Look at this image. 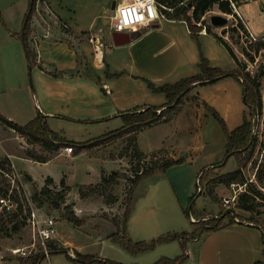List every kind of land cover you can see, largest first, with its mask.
<instances>
[{
	"label": "rangeland",
	"instance_id": "374dc122",
	"mask_svg": "<svg viewBox=\"0 0 264 264\" xmlns=\"http://www.w3.org/2000/svg\"><path fill=\"white\" fill-rule=\"evenodd\" d=\"M119 1L117 0V2ZM113 2V0H106L104 8L97 13L98 20L95 25L91 26L90 30L84 31L85 38L99 53L101 51L98 50V46L104 50L106 31L111 29L114 14ZM239 6L253 31L258 35L264 34V0H241L240 4L232 5L233 13L220 10L216 4L213 9L202 16L199 24L209 26L213 31L223 35L231 43L246 70L252 74L263 73L260 79L264 93V48L256 50L254 46L256 40L252 38L249 26L240 16ZM56 11L58 10L54 9L48 0H38L34 13H47L54 17V21H57L56 23L61 25L64 31L73 32L72 27L67 26L61 17L58 18L54 15ZM190 13H192V9ZM213 14L228 16L229 22L224 25H214L211 22ZM239 19L243 20L245 30L241 29L243 33L239 31L238 34L233 31V24H238ZM202 20H205V24L202 23ZM258 39L264 40V36L258 37ZM203 40L205 53L202 50L201 40V46L197 39L195 45L198 52L202 51L213 66L224 64L228 69L236 66V61L233 63L231 59L229 62L226 58L224 60L220 48L213 40V35L205 36ZM244 50L250 54H245ZM197 69L196 72L200 70ZM31 71L29 67L28 79L30 85L34 86V77L36 76L32 75ZM196 88H193L177 104L176 110L171 111L166 120L155 124L168 123L156 128L147 127L137 134V136L139 135V147L147 154V157L139 159L134 155V143L130 138L132 135L126 134L109 139L102 144L92 145L86 150L89 155L86 153L69 156L63 154L48 163L34 162L14 156L17 169L13 162L7 168H0V199H10H7V203L0 202V264H20L19 258L23 256L15 250L22 247L31 249L32 242H35V240L33 241V231L26 221L30 204L36 207L39 213L49 214L57 220L58 233L54 240V250L57 252H53L50 257L43 259L40 264H99L98 262L86 263L73 260L67 253L73 257H79L80 254H91L97 258L136 264H154L161 258L177 259L180 257L183 249L179 240L160 242L154 249L133 254L112 240L109 235L117 231L115 220L119 222L120 228H123L124 215L129 202L128 194L136 170L162 163L171 157H186L188 155V161L185 164H174V167H170L166 173H154L147 176L133 188V212L127 223L126 231L133 241L150 242L169 232L191 231L200 227L206 219L195 218L198 211L204 210L215 214L220 208L219 206H221L220 212L225 207V198H219L223 192L219 189V191L216 190V187L215 194L217 197L219 196V202L213 196L205 193V189L204 193L197 196L195 200H192V196L201 191L197 178L202 170L217 165L226 153L227 137L220 121L214 116L213 109L220 112L229 130L240 125L244 112L248 109L244 102L243 86L237 78L232 76L222 82L217 81ZM263 114L264 106L253 119L255 123L253 134L257 140L256 148L252 160L243 168V171L250 181H254L264 193V187L256 177L258 166L264 162ZM249 116L252 118V115ZM119 127L115 124L111 126L86 124L84 121L75 120L63 125L59 123L58 126L51 128L58 130L69 139L88 141ZM59 128H64V130ZM1 129H3L2 126H0V159L5 155L3 146L16 154L25 155L26 148L32 147L43 154L47 153L39 143L29 144L26 138L20 134L17 135V132H11V130L4 132ZM162 138L167 141L161 145L162 147L156 148L155 146L158 145V142L161 143ZM184 143L187 146L188 144L192 146L189 152H179L186 146L183 145ZM60 152L67 151L62 148ZM71 153L74 154L75 150ZM90 156L97 157L100 161L91 159ZM237 168V159L232 156L223 171H232ZM13 172H19L20 176L13 177ZM64 173L68 174L73 186L64 189L62 184H52L51 197L47 196L46 200L41 199L40 193L43 184L40 185V183L43 176L48 174L62 176ZM102 174L107 177L105 182H100ZM28 175L35 178L36 181H31ZM114 181L116 183H113ZM80 186H83V189H79ZM232 186L237 190L242 189L241 192L248 187L246 184L237 183ZM221 187L223 190L233 193V190L228 188L229 186L222 184ZM80 190L85 191L86 195L82 196ZM5 191L6 193H4ZM236 198L230 202V205L233 212L238 213L239 218L244 220L251 213L239 210L236 207ZM257 199L259 202L264 201L262 196ZM56 200L60 204L58 207L53 206ZM69 211H73L85 223L78 226L69 221L67 218ZM14 212L16 215H9ZM220 212L215 215L219 216ZM223 213L219 216L220 219L228 214L223 215ZM11 218L13 219L11 220ZM227 221H229V216L224 218L223 223ZM207 236L208 233H205L199 239L188 241L189 257L181 264H200L198 252L201 243L206 240Z\"/></svg>",
	"mask_w": 264,
	"mask_h": 264
},
{
	"label": "crops",
	"instance_id": "0c3cea01",
	"mask_svg": "<svg viewBox=\"0 0 264 264\" xmlns=\"http://www.w3.org/2000/svg\"><path fill=\"white\" fill-rule=\"evenodd\" d=\"M48 1L58 10L54 15L61 17L67 26L72 27L73 32L64 31L61 25L54 21V17L47 13L33 14L28 41L36 56V62L31 67V73L36 77L34 86H31L28 79L30 60L27 47L24 39L19 37L30 7L29 0H0V115L10 120L25 124L39 113H45L46 120L53 128L59 123L63 125L75 120L95 121H84L86 124L121 126V115L124 112L135 107L144 108L166 103V94L153 91L145 79H150L159 86L175 83L197 73L201 53L197 50L196 39L185 20L161 17L157 23L136 30L141 31L139 37L122 45L114 43L113 33L108 30L104 50L99 47V53L85 38L84 31L95 25L98 20L97 13L104 8L106 0ZM113 1L112 8L125 0ZM239 11L254 36H264L253 31L240 6ZM210 35L212 34L207 30L200 32L202 50L203 38ZM213 40L220 48L224 60L226 58L229 62L231 59L234 63L235 60L227 47L214 35ZM217 67L234 70L237 64L230 69L224 64ZM226 79L227 77L218 82ZM196 90L198 91L197 88ZM164 123L168 122L154 124L150 128ZM0 126L4 132H16L3 124L1 119ZM166 141L162 138L161 143L158 142L155 147H162ZM183 145L186 146L179 152H189L192 149L190 144ZM3 148L4 156L10 157L15 168L17 164L14 162V156L38 162L23 154L10 152L4 146ZM80 153L88 154L86 150ZM63 154L75 155L68 152H60L58 155ZM90 157L98 160L97 157ZM187 161L188 155L180 164ZM47 177H52L54 185L61 184L62 179H65L66 185L73 186L66 173L62 176H43L40 185H45ZM29 179L36 181L32 176H29ZM221 186L222 183L216 186V190L223 192L222 196H218L220 199L234 195L237 197L242 190L231 186L228 188L232 189L233 193H229ZM219 207L214 211L215 214L220 212L221 206ZM262 210L264 218V206ZM262 237L263 228L238 220L208 233L206 240L200 245L199 263L254 264L256 260L264 259ZM189 253L191 258V252Z\"/></svg>",
	"mask_w": 264,
	"mask_h": 264
},
{
	"label": "trees",
	"instance_id": "16d2710c",
	"mask_svg": "<svg viewBox=\"0 0 264 264\" xmlns=\"http://www.w3.org/2000/svg\"><path fill=\"white\" fill-rule=\"evenodd\" d=\"M37 1L38 0H29L30 7L28 13L24 18V26L19 36L23 38L24 42L26 43L28 58L30 60V69L36 62V56L29 45L28 36L30 33L31 20L35 11ZM158 2L162 4L160 5V12L164 15V17L169 19L185 20L188 23L193 37L198 40L200 46L201 43L199 35L200 32L204 29V27H206L208 33L214 35L220 42H222L227 47V49L236 61L237 68L234 70H226L221 67L213 66L210 63V60L201 51V59L198 63V67L200 70L196 74L184 77L175 83H168L159 86L156 85L152 80L145 79L148 86L153 91L164 92L166 94V103L162 105H149L144 108L135 107L133 109H130L121 115L123 124L119 128L110 130L88 141H75L69 139L64 134L52 129L46 118L42 117L41 113H39L36 117H34L32 120L25 124H19L13 120L8 119L3 115H0V119L3 124L14 129L20 135L25 137L29 144L39 143L42 146L43 150H45L47 153L43 154L42 152L38 151L35 147L26 148L25 150L26 157L38 162H46L52 159L60 153L62 148H65L66 146H72L73 150H75L74 154H77L80 153L82 150H88V148L94 144H102L103 142L109 139L118 138L126 134L132 135L130 138L134 143V155L141 159L142 157H147V154L143 150H141L138 144L137 134L141 130L150 127L161 120H166L168 114L171 111L176 110L177 104H179L182 99L193 90V88H196L201 85L215 83L223 78L233 76L242 83L244 102L248 109L244 112L242 123L233 130L228 129L224 118L216 109H213V114L220 121L227 137L226 153L223 159L217 165L212 167H206L202 170V172L197 178V181L199 179V181L197 182L198 187H201V191L195 193L192 196V200H195L197 196L203 194L205 189V193L213 196L218 201L219 199L215 194V187L218 184L222 183L229 187L232 186L234 183L240 185L246 184L248 187L237 195L236 207L250 212L251 215L248 218H244L243 220L239 218L238 213L228 212L226 216H229V221L223 223V220L226 216L221 219L219 218V216H221L222 213L227 209L226 206L223 207L222 211L219 213V216H216L211 212L201 210L197 212V216L195 217L197 219L206 218L204 219V222L201 223L200 227H197L191 231L182 230L169 232L168 234L153 239L150 242L133 241L126 233L127 223L133 211V188L143 178L150 176L154 173H166L169 167L177 163H182L186 160L185 156L177 158L171 157L162 163L152 164L136 170V175L132 178L131 189L129 190L128 194L129 202L128 208L124 215L123 228L121 229L119 222L115 220V224L118 227L117 231L113 232L111 235H109V237L112 238V240H114L115 242L121 244L127 251L133 254L154 249L156 245L160 242H169L173 240H179L181 242L183 253L182 255H180V257H178L177 259L161 258L154 264H181L185 259L189 257L188 241L199 239L205 233L214 232L220 228L233 224L238 220L243 222H251L253 224H256L258 227L263 228L262 242L264 245V218L262 215L264 201H257V198L259 196L264 197V193L263 190L258 187V185L254 181H250V179L245 175L243 171V168L252 160L256 148L257 140L253 134V128L255 125L253 119L260 113L264 106V93L261 88L262 83L260 79L263 73L252 74L249 70H246L245 65L241 62V60L235 53V50L232 47L231 43L227 39H225L223 35H220L219 33L213 31L209 26H203L199 24L202 16L205 15L207 11L213 9L216 4L218 5V8L220 10L227 13H233V3H235L236 5L240 4L241 0H158ZM191 9L192 13H190ZM202 23L205 24V20H202ZM238 26L240 27V29L245 30V24L243 20L239 19ZM233 31L239 34V28L234 24ZM254 46L256 50L264 48V40L257 39ZM244 53L247 55L250 54V52L246 50H244ZM249 115H252V118ZM82 121L95 122L92 120ZM153 155L155 156V153ZM232 156L236 157L238 162V168L232 171L224 172V166L228 162L229 158ZM11 165L12 161L10 157L4 156L0 159V168H7V166ZM256 177L260 182L261 186L264 187V162H261L258 166L256 171ZM106 180V175L102 174L100 182H105ZM53 182L54 180L52 179V177L46 178V183L40 193L41 199L46 200L47 196L51 197L50 184H52ZM113 183H116V181H114ZM61 184L64 186V189L69 188V185H66L65 179H62ZM95 185L92 186L95 187ZM89 186L90 185H88V187ZM79 189H83V186H80ZM80 192L82 196L86 195L85 191L80 190ZM4 193H6V191ZM53 206L58 207L60 206V204L56 200L55 203H53ZM9 215H16V212L9 213ZM67 218L69 221L73 222L75 225L78 226H81L85 223L84 220L79 219L73 211L68 212ZM12 219L13 218H11V220ZM192 222L194 223V221ZM53 252L57 251L54 250ZM67 255L73 260L86 263L98 262L99 264H136L123 263L112 259L97 258L91 254H80L79 257H73L68 253ZM19 259L20 264H40L41 261L45 259V256H43L42 254H36L30 256H23ZM254 264H264V259L256 260Z\"/></svg>",
	"mask_w": 264,
	"mask_h": 264
},
{
	"label": "built area",
	"instance_id": "2783aa9c",
	"mask_svg": "<svg viewBox=\"0 0 264 264\" xmlns=\"http://www.w3.org/2000/svg\"><path fill=\"white\" fill-rule=\"evenodd\" d=\"M140 2L144 3V0H140ZM160 5L162 4H160L158 0H153L151 7L155 9V16L151 17L148 11L149 6L145 4L143 8H140L137 6V0H125L122 3L117 4L114 8L110 31L112 33L114 31L133 32L142 27L151 26L157 23L161 17H164L160 12ZM233 5L235 6L234 3ZM118 8L121 9V11L118 12ZM234 25L238 27L237 23ZM238 28L239 31L243 33L240 27ZM250 34L253 39H258V37H255L252 33ZM65 150L68 153L73 152L72 146H66ZM18 176H20L19 172H13V177ZM235 198L236 195L225 198V206L231 207L230 202L235 200ZM7 199L10 200L9 198ZM7 199L1 198L0 202L7 203ZM26 221L30 229L33 231V241L35 240V242H32L31 249H27L28 247H22L15 251L22 256L42 254L45 258L50 257L54 251V240H56L58 233L56 218L46 213H39L38 209L30 204V210Z\"/></svg>",
	"mask_w": 264,
	"mask_h": 264
},
{
	"label": "water",
	"instance_id": "95a60500",
	"mask_svg": "<svg viewBox=\"0 0 264 264\" xmlns=\"http://www.w3.org/2000/svg\"><path fill=\"white\" fill-rule=\"evenodd\" d=\"M113 7L115 8L116 5H113ZM211 22L214 25H224V24H227L229 22V17L224 16V15H220V14H213V15H211ZM140 34H141V31H133V32L114 31L113 32L114 43L116 45H122V44L128 43V42L136 39L137 37H139ZM157 112H159V111H157ZM41 115H42V117L47 118V115L45 113H41ZM230 211L233 212V208L227 207V209L224 211L223 215L227 214Z\"/></svg>",
	"mask_w": 264,
	"mask_h": 264
},
{
	"label": "clouds",
	"instance_id": "9594fccd",
	"mask_svg": "<svg viewBox=\"0 0 264 264\" xmlns=\"http://www.w3.org/2000/svg\"><path fill=\"white\" fill-rule=\"evenodd\" d=\"M153 0H144V3H141L140 0H137V6L140 8H143L145 4H147L148 7V11H149V15L151 17L155 16V9L151 7ZM121 11V9L118 8V12Z\"/></svg>",
	"mask_w": 264,
	"mask_h": 264
}]
</instances>
